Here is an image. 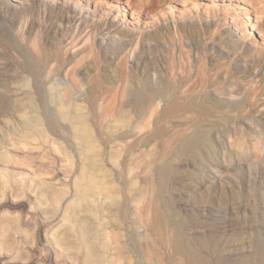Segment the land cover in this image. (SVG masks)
I'll list each match as a JSON object with an SVG mask.
<instances>
[{
  "label": "rangeland",
  "instance_id": "obj_1",
  "mask_svg": "<svg viewBox=\"0 0 264 264\" xmlns=\"http://www.w3.org/2000/svg\"><path fill=\"white\" fill-rule=\"evenodd\" d=\"M263 7L0 0V264H87L83 230L103 264H189L172 258L174 223L198 247L220 240L225 256L210 264H260L253 239L264 240V159L253 148L264 135ZM41 56L34 83L30 57ZM40 83L47 100L35 94ZM220 100L233 104L221 117V147L239 135L250 161L187 150L200 109ZM80 107L99 149L75 135ZM92 175L101 194L81 195ZM156 205L164 226L145 235Z\"/></svg>",
  "mask_w": 264,
  "mask_h": 264
},
{
  "label": "bare ground",
  "instance_id": "obj_2",
  "mask_svg": "<svg viewBox=\"0 0 264 264\" xmlns=\"http://www.w3.org/2000/svg\"><path fill=\"white\" fill-rule=\"evenodd\" d=\"M131 10H132L133 15L135 16L140 15V11L138 8H132ZM262 12L264 14V7H263ZM253 27H257V24L253 25ZM259 27H261V25H259ZM260 38L264 40V32H260ZM45 61H46V58L42 56L37 59H33L30 57V61H29L30 70L29 71H30V75L33 78L34 83H38V81L36 82L35 80L37 77L41 75L42 71H41L40 66L44 65ZM41 84L44 85L43 83H40V87L36 88L35 94L39 99L47 100L46 98L48 96V93L46 92L45 88ZM212 86L216 87L215 83H211L210 87ZM193 88L194 87H192L189 90L190 94L192 93ZM216 90L217 92L219 91L217 87H216ZM65 94L67 98L71 97L72 95V93L69 91H66ZM206 94L207 96L205 97V102L208 103L211 101V100L209 101V99H211V96H210V93H206ZM143 95L144 97L149 96L146 93H144ZM216 104L217 105H215L212 108H210L209 106H203L200 109L199 115H198L199 120L195 124L193 123L192 125H190L189 127L190 131L193 130V133H192L193 138L189 141L187 150L189 152H192L194 149H198L203 156L202 157L203 160L205 161H242V160L250 161L252 157V156L250 157L249 155L250 153L249 150H251L250 149L251 145L246 141L247 139L245 140V139H241L240 137H238L239 135L235 137L234 142H231V147H235L237 151H233L231 147H228V148L221 147L222 144L225 145L224 139H223L225 129L223 130L222 128L221 117L225 115V113L227 112V109H230L233 104H231L229 101H223V100L216 102ZM193 108H194V104L190 103L188 105V109L190 110ZM76 110H78V113L81 112L77 116L78 118L77 123L74 124L76 137L83 142V145H85L88 148V150L99 149L100 147L98 145L99 141L95 137L94 131L91 130L92 128L90 129L88 125V121H86L87 116L83 113L84 109L80 107V108H77ZM171 111L174 112L175 109L172 108ZM33 125L35 129L40 130V128H42L43 123L41 122V120H37L34 122ZM41 131L44 132L42 129ZM262 134H264V131ZM254 146L255 147L253 149L256 150L257 148V151H261L262 153L261 155L260 154L257 155V158L264 159V135H262V137L258 138L256 142H254ZM193 147H198V148H193ZM95 157H97L96 154L94 156H91L89 159H94ZM160 171L164 176H169L171 174L170 168L166 166L161 168ZM92 184L82 188L81 195L95 196L96 194L97 195L101 194L99 192L97 193L95 189V188H98L99 183H98L97 177H95L94 175H92ZM160 197L161 195L158 194L159 199ZM152 213L154 214L155 223L154 222L151 223L152 225L150 229H147V232L144 233L145 235H148L150 231L152 233L154 232V230L160 231L164 226V215H163L164 213L161 212V210L158 208L157 205L155 209L152 211ZM171 229H172L173 237L170 240V245L172 247V252H173L172 255H174L172 256V258L176 256H180L184 260H186L189 264H210V259L212 258H216L218 260H222L224 258L225 252L221 248L220 240H216L215 238L212 239L213 238L212 237V238H209V239H212L210 244L208 240H205L201 242V244H198L200 245L198 247L196 245L197 243L192 241L187 236L185 225L174 223L171 225ZM95 240H96L95 236L93 237L89 236V233L86 230H83V241H84L85 247L87 248V253H86L87 264H93L94 262L103 264V259H104V258L102 259L103 256H100L99 254L95 252V245H96ZM253 240H254L255 253L257 255L258 261L260 262V264H264V240L261 237V235H256ZM150 244H148L147 246L151 247L153 245V244L151 245ZM149 254H148L149 257L152 256ZM239 264H251V263L249 262V259H242L239 262Z\"/></svg>",
  "mask_w": 264,
  "mask_h": 264
}]
</instances>
